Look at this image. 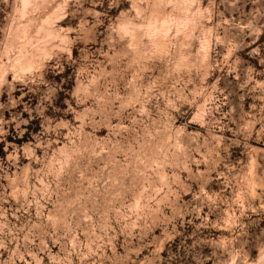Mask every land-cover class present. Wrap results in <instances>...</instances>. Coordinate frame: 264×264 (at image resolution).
<instances>
[{"label": "rangeland", "instance_id": "374dc122", "mask_svg": "<svg viewBox=\"0 0 264 264\" xmlns=\"http://www.w3.org/2000/svg\"><path fill=\"white\" fill-rule=\"evenodd\" d=\"M0 264H264V0H0Z\"/></svg>", "mask_w": 264, "mask_h": 264}, {"label": "bare ground", "instance_id": "6f19581e", "mask_svg": "<svg viewBox=\"0 0 264 264\" xmlns=\"http://www.w3.org/2000/svg\"><path fill=\"white\" fill-rule=\"evenodd\" d=\"M37 32H38V31H37ZM28 33H29V32H28ZM28 33H27V34H28ZM34 34H35V33H34ZM31 37H32V36H31ZM30 39H31V38H30Z\"/></svg>", "mask_w": 264, "mask_h": 264}]
</instances>
